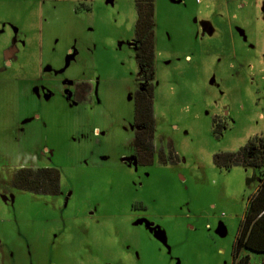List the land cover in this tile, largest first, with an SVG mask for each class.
Masks as SVG:
<instances>
[{"label":"rangeland","instance_id":"obj_1","mask_svg":"<svg viewBox=\"0 0 264 264\" xmlns=\"http://www.w3.org/2000/svg\"><path fill=\"white\" fill-rule=\"evenodd\" d=\"M154 4L140 165L134 0H0V264H232L260 176L214 158L264 138V0ZM20 167L56 169L58 194L15 188Z\"/></svg>","mask_w":264,"mask_h":264},{"label":"trees","instance_id":"obj_2","mask_svg":"<svg viewBox=\"0 0 264 264\" xmlns=\"http://www.w3.org/2000/svg\"><path fill=\"white\" fill-rule=\"evenodd\" d=\"M154 1L134 0L136 21V65L140 80L148 83L134 96L133 121L136 131L133 138L136 161L140 165L152 163L155 118L153 115V62H154ZM159 159L165 162L162 155ZM215 164L229 169L243 166L259 171L257 189L248 198L245 214L239 224L232 251V264H250V254L260 256L258 264H264V138L249 139L237 152L216 154ZM254 178H248L251 183ZM11 184L20 190L42 195L59 192V173L54 168L20 167L15 171ZM244 252L240 255V252Z\"/></svg>","mask_w":264,"mask_h":264},{"label":"flooded vegetation","instance_id":"obj_3","mask_svg":"<svg viewBox=\"0 0 264 264\" xmlns=\"http://www.w3.org/2000/svg\"><path fill=\"white\" fill-rule=\"evenodd\" d=\"M135 45H136V43H135V38H133V41H132V43H130V46H132L133 47V49L135 48ZM154 47H155V45H154ZM137 49V48H136ZM135 52V60H136V51H134ZM154 59H155V53H154ZM136 62V61H135ZM136 67H137V65H136ZM153 68H154V62H153ZM138 69V68H137ZM154 74V73H153ZM141 78H140V76H139V72H138V78H137V81L136 82H139V83H137V87H136V90L134 91V93H133V96L131 95V97H130V99H132V102H133V116H134V96H135V92L137 91V90H141V89H144V87L146 86V85H148V83L146 82V81H142V80H140ZM153 80H154V75H153ZM151 81V83H152V86H153V92H154V81ZM140 81H142V82H140ZM91 80L90 79H86L85 81H82V82H77L76 83V85H75V87H74V96L76 97V99L78 100V101H80V100H85V99H87V97L89 96V95H91V97H94V93H93V91H95L96 90V88H94L93 87V85L91 84ZM140 83H142L143 85L142 86H139L140 85ZM51 86H53V85H51ZM35 89H36V87H35ZM46 89H49V88H46ZM47 96H49V95H46L45 96V98L47 97ZM37 112H33V115H35ZM153 113H154V111H153ZM154 115V114H153ZM36 116H38L37 114H36ZM133 123H134V121H133ZM134 128H135V130H134V133H135V131H136V126L134 125ZM133 138H134V136H133Z\"/></svg>","mask_w":264,"mask_h":264},{"label":"crops","instance_id":"obj_4","mask_svg":"<svg viewBox=\"0 0 264 264\" xmlns=\"http://www.w3.org/2000/svg\"><path fill=\"white\" fill-rule=\"evenodd\" d=\"M154 7H155V4H154ZM154 25H155V17H154ZM167 39L170 41V36L167 35ZM168 43H169V42H168ZM129 45H130V44H129ZM154 45H155V47H154V53H155V50L158 48V44L155 43V33H154ZM169 45H171V43H170ZM33 117H36V114L33 115Z\"/></svg>","mask_w":264,"mask_h":264}]
</instances>
